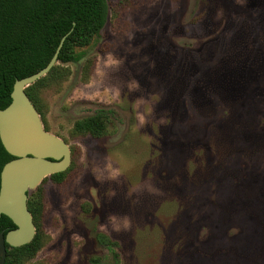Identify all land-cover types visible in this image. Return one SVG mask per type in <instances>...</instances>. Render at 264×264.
I'll return each mask as SVG.
<instances>
[{
    "label": "rangeland",
    "instance_id": "obj_1",
    "mask_svg": "<svg viewBox=\"0 0 264 264\" xmlns=\"http://www.w3.org/2000/svg\"><path fill=\"white\" fill-rule=\"evenodd\" d=\"M109 1L89 80L84 59L43 94L72 169L40 184L46 243L28 264H261L264 0ZM100 111L105 136H72Z\"/></svg>",
    "mask_w": 264,
    "mask_h": 264
},
{
    "label": "trees",
    "instance_id": "obj_2",
    "mask_svg": "<svg viewBox=\"0 0 264 264\" xmlns=\"http://www.w3.org/2000/svg\"><path fill=\"white\" fill-rule=\"evenodd\" d=\"M116 4L122 8L128 3L126 0H117ZM110 6L109 0H0V110L10 105L16 81L46 68L61 40L67 36L58 64L48 75L26 89L41 115L46 131L49 132L43 94L46 90L61 87L69 79L70 64L80 63L86 59V49L93 45L107 24ZM85 62L83 79L88 81L95 60L86 59ZM110 119V115L104 111L79 119L73 126L72 136L101 138L108 133ZM233 125L235 126V123ZM241 129L243 133L247 131L244 126ZM258 146L264 148V143L260 142ZM14 159L0 139V189L2 170ZM71 169L69 167L67 171L54 174L49 179L62 185L66 182ZM47 180L48 178L45 179ZM44 193V188L40 185L29 195L28 208L33 215L37 231L34 240L17 248L7 244L5 264H28L44 247L46 243L42 230L45 213ZM86 206L88 209L89 205ZM14 229L16 225L9 217L5 215L0 217V233L4 232L6 235ZM97 240L103 247L112 251L118 246V242L102 232L97 233ZM257 258L263 260L261 264H264V249L260 250ZM93 262L104 264V258H93Z\"/></svg>",
    "mask_w": 264,
    "mask_h": 264
},
{
    "label": "water",
    "instance_id": "obj_3",
    "mask_svg": "<svg viewBox=\"0 0 264 264\" xmlns=\"http://www.w3.org/2000/svg\"><path fill=\"white\" fill-rule=\"evenodd\" d=\"M65 36L46 68L17 80L10 105L0 110V139L6 151L15 159L1 173L0 217H9L16 229L0 233V264H5L7 247H22L36 236L33 215L28 208L29 195L43 180L63 173L72 163L69 144L46 131L41 115L26 89L36 83L58 64Z\"/></svg>",
    "mask_w": 264,
    "mask_h": 264
}]
</instances>
